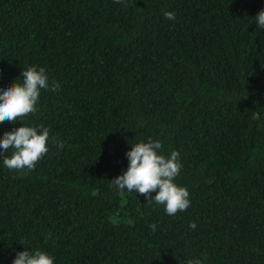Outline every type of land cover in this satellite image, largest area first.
I'll use <instances>...</instances> for the list:
<instances>
[{"label": "trees", "instance_id": "16d2710c", "mask_svg": "<svg viewBox=\"0 0 264 264\" xmlns=\"http://www.w3.org/2000/svg\"><path fill=\"white\" fill-rule=\"evenodd\" d=\"M261 9L264 0H0V85L32 65L58 85L22 118L49 129L48 151L31 170L0 164V264L20 242L56 264H264ZM21 123L0 120V133ZM149 138L180 155L176 183L191 203L173 216L110 187L131 143Z\"/></svg>", "mask_w": 264, "mask_h": 264}, {"label": "clouds", "instance_id": "9594fccd", "mask_svg": "<svg viewBox=\"0 0 264 264\" xmlns=\"http://www.w3.org/2000/svg\"><path fill=\"white\" fill-rule=\"evenodd\" d=\"M163 15L167 20L175 19L173 11H164ZM254 20L256 29L264 30V9L254 16ZM2 73L3 67L0 66V75ZM17 77L20 79L17 80ZM17 77L0 85V120L6 118L15 122L19 119L22 122L19 127L0 133V155L11 150L9 155L3 156L0 164L13 171L33 169L48 151L49 129L25 124L22 118L36 111L41 90L55 91L58 87L55 82H49L48 73L42 66L22 68ZM161 149L159 139L131 143L130 149L125 152L127 167L110 180V187L115 191L143 194L147 201L163 205L164 212L173 216L188 209L191 201L188 189L176 183L182 168L179 153L172 150L166 156ZM153 192L155 195H152ZM149 227L156 230L155 224ZM189 227L195 229V222ZM20 243L26 247L15 253L11 264H56V258L49 252ZM187 264H203V260L196 257L189 259Z\"/></svg>", "mask_w": 264, "mask_h": 264}]
</instances>
